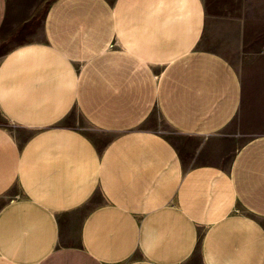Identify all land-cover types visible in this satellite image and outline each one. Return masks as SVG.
<instances>
[{"label":"crops","instance_id":"obj_1","mask_svg":"<svg viewBox=\"0 0 264 264\" xmlns=\"http://www.w3.org/2000/svg\"><path fill=\"white\" fill-rule=\"evenodd\" d=\"M41 32L0 58V264H264V0H51Z\"/></svg>","mask_w":264,"mask_h":264},{"label":"rangeland","instance_id":"obj_2","mask_svg":"<svg viewBox=\"0 0 264 264\" xmlns=\"http://www.w3.org/2000/svg\"><path fill=\"white\" fill-rule=\"evenodd\" d=\"M18 7L23 8V12H16L11 27H7V32L0 33V58L3 53L14 45L22 41L38 39L42 35V20L44 13L51 0H16ZM78 125L87 127L84 121L79 120ZM160 125L169 130L163 121ZM88 129V128H86Z\"/></svg>","mask_w":264,"mask_h":264}]
</instances>
